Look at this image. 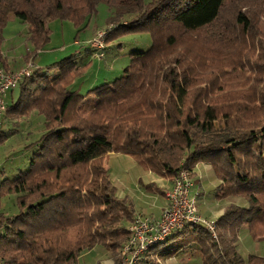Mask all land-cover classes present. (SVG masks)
<instances>
[{
    "label": "trees",
    "instance_id": "1",
    "mask_svg": "<svg viewBox=\"0 0 264 264\" xmlns=\"http://www.w3.org/2000/svg\"><path fill=\"white\" fill-rule=\"evenodd\" d=\"M226 2L0 0V54L11 15L28 25V60L51 41L49 21H71L77 37L100 4L109 10L106 46L128 33L152 37L151 47L132 52L113 80L82 92L75 83L88 64L79 65L72 53L37 68L19 83L18 98L6 102L3 119L35 113L44 121L28 145L36 148L29 168L0 181V264H74L98 245L113 255V264H123L119 254L131 237L135 208L111 181L110 152L171 180L183 169L193 178L196 165L209 163L218 178L216 197L238 196L247 206L228 203L216 219V237L200 224L172 233L188 231L181 233L205 264H264V256L244 257L237 248L243 226L264 240V24L241 9L235 13V32L246 47L234 60L207 66L178 48L180 37L200 31L216 49L235 44L238 34L220 18ZM229 71L251 76L245 93L232 91ZM5 137L2 129L0 143ZM168 237L134 264H162L159 249Z\"/></svg>",
    "mask_w": 264,
    "mask_h": 264
},
{
    "label": "rangeland",
    "instance_id": "2",
    "mask_svg": "<svg viewBox=\"0 0 264 264\" xmlns=\"http://www.w3.org/2000/svg\"><path fill=\"white\" fill-rule=\"evenodd\" d=\"M242 10L243 12L247 14H251L255 19L258 21L263 22L264 24V4L257 0H227L224 10L222 12V15L220 18H222V23L231 25L232 28H234L236 25H233L234 21V15L238 10ZM107 6L105 4H100L98 8L97 14L92 18V21L89 25V27L83 31L80 32L77 35V29L75 28L74 24L71 21H60V20H51L48 22V26L51 28V41L49 42L48 46L51 47L47 51V53H43L45 57H50L46 64H51V62L55 61L53 59L55 56L57 58H61L62 56V48L61 46L65 44L72 45L73 41L76 39L80 41V37H85V32L90 31L92 28H96L95 26L104 25V21L107 17ZM98 24V25H97ZM23 23L17 19L15 16L11 15V18L9 19V22L4 30V34L6 37H8L10 34L15 33V35L19 36L23 31ZM107 29L106 27L98 29L99 31H103ZM96 31V33L98 32ZM238 31V29H236ZM95 33V34H96ZM90 37V39L92 37ZM235 34H238V40L235 42V44H232L229 48L226 46L225 49L227 51H224V49H216L211 46L210 43L205 42L204 33L203 32H197L190 35H185L183 37L179 38V44L178 48L181 50H184L188 52L191 50L193 54L197 57V62L201 60L204 63H207L206 65L209 66L211 62L218 63L220 61H226V60H234L236 57H238V54L241 53L245 47L246 44L243 41H240V35L239 33L235 32ZM84 35V36H83ZM80 36V37H79ZM24 36H19L18 39L20 41L24 40ZM68 40H70L71 43H68ZM88 45V44H87ZM152 45V37L150 33L148 32H142V33H128L122 36L116 37L112 42H110L106 48V56L107 61L109 62V65L111 66L110 69H106L105 66H102V72L104 74H109V78L111 80L115 79L116 77L120 76L123 72V70L129 65L131 53L137 52V51H144L150 48ZM54 46V48H53ZM89 46V45H88ZM212 47V48H211ZM16 48L17 53L24 52L22 49V44L18 45ZM64 48V47H63ZM68 48V47H67ZM91 48V47H90ZM51 49V50H50ZM72 49H74V46H72ZM52 52H48V51ZM91 50V49H90ZM225 54H229L226 56L221 52ZM27 53V52H26ZM25 53V55H26ZM49 53V54H48ZM221 54H223V59L221 60ZM42 56V57H44ZM105 56V57H106ZM103 57L102 59H105ZM103 61V60H102ZM200 67V66H199ZM113 68V69H112ZM230 73L227 75V79L229 82V86H231V89L233 92L238 91V93H245L246 86L245 82H247L250 79V75L246 74V76L243 78L240 74L237 73H231L232 71H229ZM90 73H92L90 71ZM90 76V75H89ZM85 76L84 79H86L87 84L84 83L82 92H85L89 87L88 84L91 81V76L94 77L95 74L92 73V75ZM104 79L100 77L98 79V83L100 84ZM19 90L16 89L14 93V97H17ZM7 99V97H6ZM10 102L11 98L9 97L6 102ZM8 121H12L11 119L8 120V118L3 119L4 131L6 134L5 141L0 143V181L8 176L11 178H14L16 175V172L24 171L29 168L30 159L32 158L33 154L36 152V148L31 146L28 147L31 142H33L36 138L35 132H26L25 128L22 129L20 127H16ZM9 129H8V127ZM13 127V129H12ZM43 130V129H42ZM115 157H110V160H108V165L111 170L110 162H115ZM123 157L126 159L124 161H121V166L123 167V170L126 171V169L135 177L143 176L145 173L143 168L138 165L130 156L123 155ZM114 169V167H112ZM14 197H8L4 199V203L6 207H10L11 203L13 202ZM232 202L236 203L238 205H245L247 206V201L241 197L238 196H231ZM257 239V238H255ZM253 239V237L245 230H240V241L238 238L239 244H237V248L244 257H247L248 254L253 252L254 246L261 243V248L264 247V240L261 242L256 241ZM260 240V239H259ZM185 246V251H187L189 254H191L194 250H196L197 245L187 244ZM264 253V251H261ZM181 254H183V251L181 249ZM121 257V254H119ZM91 257V262L90 258ZM121 260L123 261L122 257ZM195 261L193 264H203L199 259L195 258ZM114 263V257L113 255L107 251L102 245L96 246L93 250H87L83 252L78 260L74 264H113ZM124 263V262H122Z\"/></svg>",
    "mask_w": 264,
    "mask_h": 264
},
{
    "label": "crops",
    "instance_id": "3",
    "mask_svg": "<svg viewBox=\"0 0 264 264\" xmlns=\"http://www.w3.org/2000/svg\"><path fill=\"white\" fill-rule=\"evenodd\" d=\"M108 13L109 12H107V16H108ZM22 23L24 27H23L22 33L19 35V36H24L23 37L24 40L22 41L18 39L19 36L15 35V33H12L8 37H6L3 32L4 41L1 47V55L3 57V64L7 70L13 71V70H16L24 66L27 61L32 60L33 63L38 68H44L46 65H48L46 64L47 61H51L49 60L51 56L49 58L45 57L46 55L44 56L43 53H47L46 50H48L51 47L47 45L35 57L27 60L25 53L28 50H30L31 45L29 41L28 25L24 22ZM106 26L107 25L105 24V21H104V25H100V26L98 25V26H95L96 28H92L88 32L86 31L85 37L79 36L80 41L75 39L71 46L65 43L63 46H61L63 50L62 55H64L61 58L74 53L76 55V60L79 65L88 64V68L85 72L84 77L89 76V75L91 76L92 73L95 74L94 77L91 76V81L88 84V87H89L88 89L98 85L97 83L100 77L104 79L103 81L111 80V78H109L110 76L108 73L107 74L101 73L103 71L102 66H105L106 69L108 68L111 70V66L109 65V62L107 61L106 52H105V56H106L105 59H99L98 57H94L92 55V50H90L89 46L87 45V41L90 39V37L93 36L98 29L106 27ZM68 43H71L70 40H68ZM20 44H22V47H23L22 49L24 50V52L17 53L16 51L18 48L16 47ZM72 46H74V49H72ZM50 50L48 52H52ZM61 58H57V56H55L53 59L57 61ZM90 71L92 73H90ZM84 77L82 79H78L75 83V84H78V82H81L80 86L82 87V89H83L84 83L87 84L86 79H84ZM16 89H18L20 92V86L18 85L16 88L8 92L7 99L10 97L11 101H15L18 98L19 92H18L17 97H14V93ZM43 121H44L43 116L32 113L30 117L28 118H22L17 121L16 120L8 121L7 124H9L10 122L13 125V127L16 126V127L21 128L22 126V129L25 128L26 132L28 133L30 132V130H32V132H35L36 137H38L42 133ZM4 126L5 124L3 123V126H2L3 134H5ZM123 155L124 154L120 152H110L105 162V166L108 168L110 172L111 181L113 185L116 187L118 196L120 198L129 200L134 205L135 216L140 214L143 216L151 217L153 219L158 218L163 208L167 204L166 192L171 188L173 180H171L169 177L160 176L156 174L155 172H152L150 170H145V169H143L145 172L143 176H140L137 178L134 175H132L127 169L126 171L123 170L124 166H121L120 164L121 161L126 160L123 157ZM111 156L112 158L114 156L116 157H115L114 164L113 162H110V166H111V170H110V167L108 165V160H110ZM112 167H114V169ZM17 173L18 172H16L13 175H16ZM193 183L194 185L192 187V190H193V193H195L197 196L198 210L200 214H202L203 216L207 218L217 219L223 213L225 206L228 203L232 202L231 197H226V198L216 197L215 187L218 183V178L212 166L209 163L202 162L195 166V168L193 169ZM241 229L248 232L246 226H243ZM181 232L179 231V232L172 233L168 237V242L163 244L160 247L159 254L163 256L161 260L162 264H193V262L195 261L194 260L195 258L199 259L203 264H205L202 259V255L198 251L197 247H196V250H194L191 254L185 251L184 249L185 246H183L182 248H179L181 247V245L183 244L187 245L188 243L187 242L188 240L184 237L185 235L182 234L188 231H183L182 233ZM189 234L190 235H188V237L189 236L190 237L188 239L191 241L194 238V234L193 233H189ZM255 240L258 242L262 241L259 239H255ZM239 241H240V233H239ZM260 244L261 243H259L258 245H255L253 252H251L250 254L264 256V253L261 252V251H264V247L261 248ZM192 245L194 244L192 243ZM94 248H92L91 250H93ZM181 249L183 251V254L180 253ZM88 258H90V262H91V257H88Z\"/></svg>",
    "mask_w": 264,
    "mask_h": 264
},
{
    "label": "built area",
    "instance_id": "4",
    "mask_svg": "<svg viewBox=\"0 0 264 264\" xmlns=\"http://www.w3.org/2000/svg\"><path fill=\"white\" fill-rule=\"evenodd\" d=\"M109 29L99 31L87 44L98 58L105 57L106 37ZM38 67L32 60L16 70H7L0 54V132L3 126V113L6 108L8 92L16 88L25 78L32 75ZM193 178L188 170L183 169L173 179L171 188L166 192L167 204L158 218L137 215L129 224L131 237L120 252L123 264H134L151 247L163 242L175 230L188 224H200L216 237V219L200 214L197 196L193 193Z\"/></svg>",
    "mask_w": 264,
    "mask_h": 264
}]
</instances>
